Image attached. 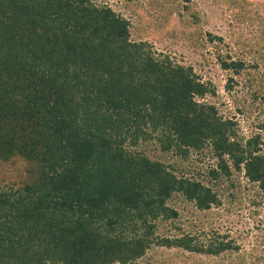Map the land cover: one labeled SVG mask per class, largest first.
<instances>
[{
    "label": "trees",
    "instance_id": "obj_1",
    "mask_svg": "<svg viewBox=\"0 0 264 264\" xmlns=\"http://www.w3.org/2000/svg\"><path fill=\"white\" fill-rule=\"evenodd\" d=\"M194 4L178 15L201 47H217L222 37L203 31ZM129 26L92 0H0V264H134L154 247L240 250L229 234L202 242L184 232L172 202L218 207L219 186L234 172L264 195V120L241 135L235 114L205 100L216 95L210 80L132 40ZM216 50L230 91L248 65ZM248 86L264 103L262 79ZM147 142L158 156L141 148ZM163 221L170 233L159 232ZM258 230L251 264H264V220Z\"/></svg>",
    "mask_w": 264,
    "mask_h": 264
},
{
    "label": "rangeland",
    "instance_id": "obj_2",
    "mask_svg": "<svg viewBox=\"0 0 264 264\" xmlns=\"http://www.w3.org/2000/svg\"><path fill=\"white\" fill-rule=\"evenodd\" d=\"M92 1L99 5L106 4L126 18L130 24L132 40H146L156 52H165L180 63L191 64L203 80H210L216 88V95H206L205 100L216 103L221 114H235L241 125V135L251 134L256 130L254 124L264 120V103L253 100V88L248 86V79L253 78L262 79L264 83V0H244V8L228 6L226 0H176L177 3L172 4L162 0ZM190 3H195V7L204 15L201 23L203 31L222 37V42L217 47L210 43L201 47L200 42L194 39L196 37L191 32V26L187 25L186 15H178L182 4ZM250 17H254L252 23L249 21ZM216 49L231 56H239L248 65L244 78L236 77L238 83L233 82L230 91L224 88L227 73L215 61ZM261 53L262 58L259 57ZM252 64H256V67H252ZM260 131L264 140V126ZM145 147L149 148L148 153L153 157L160 154L153 142L142 144L141 148ZM195 156L192 154L190 159ZM197 157L211 159L208 154L203 153L197 154ZM201 161H196L195 164L200 165ZM197 169L202 171L203 168L200 166ZM230 193L234 198L229 196ZM218 195L222 205L206 210H198L183 198L173 201L172 205L179 212L175 225L180 226L184 232L197 234L202 242L215 231L229 234L240 244L238 252L210 256L177 248L154 247L134 264H235L242 257L246 264H251L247 254L254 237L250 238V235H255L262 227L264 195L242 174L236 172L229 180L224 179L220 184ZM159 225L160 233L167 234L173 229V224L171 226L166 221ZM254 248L258 249L257 245Z\"/></svg>",
    "mask_w": 264,
    "mask_h": 264
}]
</instances>
